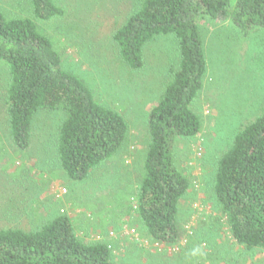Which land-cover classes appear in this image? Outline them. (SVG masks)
I'll return each mask as SVG.
<instances>
[{"label": "rangeland", "instance_id": "rangeland-1", "mask_svg": "<svg viewBox=\"0 0 264 264\" xmlns=\"http://www.w3.org/2000/svg\"><path fill=\"white\" fill-rule=\"evenodd\" d=\"M53 1L63 15L49 20L37 19L27 0H0V13L32 21L51 41L62 69L122 117L127 135L83 181L69 180L56 152L60 112L35 113L27 148L13 144L4 104L9 72L0 65V229L35 231L65 214L79 239L108 246L114 264H264V250L232 238L210 188L217 160L264 106V31L243 35L227 21L200 24L206 70L190 109L201 128L196 137L175 143V163L189 188L178 207L181 236L169 245L145 234L133 206L150 141L148 115L178 63L177 42L155 37L142 50V66L132 69L113 34L140 0Z\"/></svg>", "mask_w": 264, "mask_h": 264}, {"label": "trees", "instance_id": "trees-1", "mask_svg": "<svg viewBox=\"0 0 264 264\" xmlns=\"http://www.w3.org/2000/svg\"><path fill=\"white\" fill-rule=\"evenodd\" d=\"M27 1L37 19L63 15L53 0ZM207 19L230 22L243 35L264 31V0H140L113 34L132 69L142 66V50L155 37L177 42L178 63L148 115L150 141L133 206L145 234L169 245L181 236L178 207L189 188L175 163V143L196 137L201 128L190 106L206 70L199 28ZM0 65L9 72L4 104L17 148H27L35 113L60 112L58 163L69 180L80 182L125 142L122 117L98 104L80 79L62 69L51 41L29 19L0 13ZM210 183L232 238L246 248L264 250V106L217 160ZM0 264L114 263L104 242L82 241L72 220L59 214L35 231L0 229Z\"/></svg>", "mask_w": 264, "mask_h": 264}, {"label": "built area", "instance_id": "built-area-1", "mask_svg": "<svg viewBox=\"0 0 264 264\" xmlns=\"http://www.w3.org/2000/svg\"><path fill=\"white\" fill-rule=\"evenodd\" d=\"M134 237V240L136 241V242H139V238L137 237V236H133Z\"/></svg>", "mask_w": 264, "mask_h": 264}]
</instances>
